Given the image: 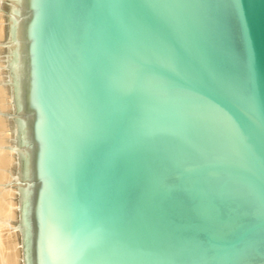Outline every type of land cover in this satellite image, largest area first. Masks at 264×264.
I'll return each instance as SVG.
<instances>
[{
	"label": "water",
	"instance_id": "95a60500",
	"mask_svg": "<svg viewBox=\"0 0 264 264\" xmlns=\"http://www.w3.org/2000/svg\"><path fill=\"white\" fill-rule=\"evenodd\" d=\"M23 264H264V0H6Z\"/></svg>",
	"mask_w": 264,
	"mask_h": 264
},
{
	"label": "rangeland",
	"instance_id": "374dc122",
	"mask_svg": "<svg viewBox=\"0 0 264 264\" xmlns=\"http://www.w3.org/2000/svg\"><path fill=\"white\" fill-rule=\"evenodd\" d=\"M5 3L6 0L0 2V147L4 149V153H0V184H2L1 187L4 188V192H2L3 195L0 194V214H2V208L5 207L6 202L11 201L13 204V219L9 227L1 225L0 221V243L4 248L6 247L1 250L3 251V259L9 256V264H23L21 232L18 229L19 194L17 191L18 186L14 178L16 153L11 150V132L8 131L9 118L5 117L6 114L12 113L11 98L5 84L7 67L4 60V46H2L4 42Z\"/></svg>",
	"mask_w": 264,
	"mask_h": 264
},
{
	"label": "bare ground",
	"instance_id": "6f19581e",
	"mask_svg": "<svg viewBox=\"0 0 264 264\" xmlns=\"http://www.w3.org/2000/svg\"><path fill=\"white\" fill-rule=\"evenodd\" d=\"M2 1V0H1ZM0 1V2H1ZM4 149L2 148V147H0V153L2 154V153H4V151H3ZM11 150H12V148H11ZM5 177H6V175H5ZM5 177H4V179H5ZM8 177V176H7ZM1 178V177H0ZM7 179V178H6ZM9 179V178H8ZM3 180V179H2ZM2 182V181H1ZM8 182V181H7ZM15 182H16V180H15ZM17 184V183H16ZM1 185L2 184H0V194H2L3 195V193L2 192H4L3 190H4V188H2L1 187ZM10 185V184H9ZM4 186V185H3ZM18 186V185H17ZM5 187V186H4ZM9 190V189H8ZM6 191V190H5ZM12 206H13V204H12V202L11 201H9V202H6V205H5V207L4 208H2L3 210V212H2V214H0V221H1V225H4L5 227H9L10 226V224H11V220L13 219V209H12ZM0 242H1V239H0ZM6 248V247H5ZM4 248V246L3 245H1V243H0V258L2 259H0V264H9V256H7L5 259H3L2 258V253H3V251H1L2 249H5Z\"/></svg>",
	"mask_w": 264,
	"mask_h": 264
}]
</instances>
